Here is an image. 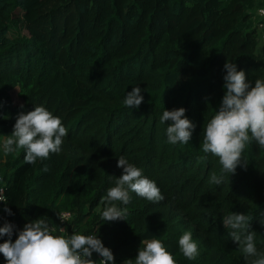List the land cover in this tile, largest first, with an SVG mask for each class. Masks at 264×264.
Masks as SVG:
<instances>
[{
	"label": "trees",
	"instance_id": "trees-1",
	"mask_svg": "<svg viewBox=\"0 0 264 264\" xmlns=\"http://www.w3.org/2000/svg\"><path fill=\"white\" fill-rule=\"evenodd\" d=\"M255 4L0 0V142L12 134L17 115L34 106L58 116L68 131L60 153L34 164L25 163L23 150L6 156L0 147V188L7 198L0 202V227L14 226L13 242L26 223L45 218L54 235L98 236L114 264L134 260L142 241L153 238L177 264H251L258 257L245 258L223 224L235 212L252 218L249 230L264 256V149L248 144L247 167L214 185L210 174L219 175L221 166L200 147L204 124L226 91V61L243 70L251 86L264 79V30L252 25ZM134 86L144 99L129 109L123 100ZM181 107L195 125L192 137L186 145L169 144L172 122L159 118ZM120 156L142 169L165 199L153 203L130 192L131 202L120 205L127 221L103 223L100 201L122 175ZM63 211L72 218L61 221ZM185 231L198 244L195 260L179 250ZM0 264H7L2 254Z\"/></svg>",
	"mask_w": 264,
	"mask_h": 264
},
{
	"label": "clouds",
	"instance_id": "clouds-1",
	"mask_svg": "<svg viewBox=\"0 0 264 264\" xmlns=\"http://www.w3.org/2000/svg\"><path fill=\"white\" fill-rule=\"evenodd\" d=\"M226 74L223 88L226 90L218 111L204 124L201 151L218 158L220 174H210L208 183L220 185L224 174H235L238 166L247 167L243 153L248 144L255 142L264 149V79H256L251 86L243 70L226 61ZM142 89L134 86L127 92L123 104L129 109L138 108L143 102ZM23 107V105H21ZM186 109L181 107L164 110L160 122L171 121L166 128L169 144L190 142L195 125L185 116ZM68 131L61 119L53 115L44 106H34L27 113L21 111L16 118L11 135L2 141L4 155L23 150L24 161L34 164L44 161L53 153H60L63 139ZM203 159V157H201ZM117 167L123 169L122 175L115 179V186L107 189L100 203L103 210L100 219L103 223L118 220L127 221V208L131 202L130 192L149 202L158 203L165 199L156 183L143 174V170L129 163L120 156ZM47 171V168L44 169ZM0 201L7 204V198L0 194ZM12 215L9 208L4 209ZM61 221H66V214L57 213ZM251 217L244 213H231L223 218L225 228L231 229L229 236L238 244L239 250L248 257H258L251 264H264V256H258L255 231H250ZM264 226V219L260 221ZM14 226L5 222L0 227V237L8 239L0 243V254L7 264H97L93 253L101 257L98 264H114L112 251L105 247L96 235H84L73 232L71 235H54L45 218H38L26 223L13 242ZM62 230V228H61ZM182 256L195 260L199 255L198 244L192 234L185 231L178 240ZM125 264H177L174 256L168 252L160 239L143 240L134 260L126 259Z\"/></svg>",
	"mask_w": 264,
	"mask_h": 264
},
{
	"label": "built area",
	"instance_id": "built-area-1",
	"mask_svg": "<svg viewBox=\"0 0 264 264\" xmlns=\"http://www.w3.org/2000/svg\"><path fill=\"white\" fill-rule=\"evenodd\" d=\"M251 17L254 20L255 25L264 30V23L261 20V17H264V7L257 8L256 11L253 12ZM0 194L3 195L2 188H0ZM0 202H2V201H0ZM61 213L66 214V221H68L72 218V214L68 211H63ZM93 256L98 258V259H101V257H99V255L96 253H93Z\"/></svg>",
	"mask_w": 264,
	"mask_h": 264
},
{
	"label": "rangeland",
	"instance_id": "rangeland-1",
	"mask_svg": "<svg viewBox=\"0 0 264 264\" xmlns=\"http://www.w3.org/2000/svg\"><path fill=\"white\" fill-rule=\"evenodd\" d=\"M255 5H258V0H255ZM252 25H254L255 26V23H254V21L252 20ZM261 36V35H260ZM12 98H13V100H14V102H16V103H18L19 102V97H18V95H17V91L15 90V91H13L12 92ZM4 139L2 138L1 139V142H0V145H2V141H3ZM0 208H1V204H0Z\"/></svg>",
	"mask_w": 264,
	"mask_h": 264
},
{
	"label": "crops",
	"instance_id": "crops-1",
	"mask_svg": "<svg viewBox=\"0 0 264 264\" xmlns=\"http://www.w3.org/2000/svg\"><path fill=\"white\" fill-rule=\"evenodd\" d=\"M259 7H264V0H258V5L256 6V8H255V10L253 12H255L256 9L259 8ZM261 20L264 23V17H261ZM261 30H262V28H261Z\"/></svg>",
	"mask_w": 264,
	"mask_h": 264
}]
</instances>
